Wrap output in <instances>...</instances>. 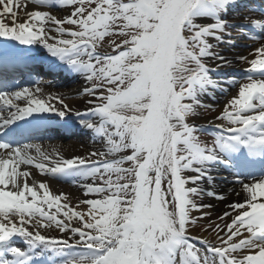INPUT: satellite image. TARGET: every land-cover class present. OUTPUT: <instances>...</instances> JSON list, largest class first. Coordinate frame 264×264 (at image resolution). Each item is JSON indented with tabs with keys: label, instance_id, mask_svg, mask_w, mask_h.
Masks as SVG:
<instances>
[{
	"label": "snow or ice",
	"instance_id": "1",
	"mask_svg": "<svg viewBox=\"0 0 264 264\" xmlns=\"http://www.w3.org/2000/svg\"><path fill=\"white\" fill-rule=\"evenodd\" d=\"M240 8L256 18L235 22ZM245 37L236 94L201 124L237 86L219 46ZM36 60L83 81V110L20 84ZM53 126L93 147L66 158L32 142ZM206 198L226 209L207 236L193 231ZM0 264H264V0H0Z\"/></svg>",
	"mask_w": 264,
	"mask_h": 264
},
{
	"label": "bare ground",
	"instance_id": "2",
	"mask_svg": "<svg viewBox=\"0 0 264 264\" xmlns=\"http://www.w3.org/2000/svg\"><path fill=\"white\" fill-rule=\"evenodd\" d=\"M54 13H55V11L53 12V14ZM254 47H255V45H253L252 50H253ZM218 50L221 52L222 55H226L229 59L233 60L234 66L238 64V62L235 59L237 55H240V54L247 55V53H248L247 50H245V51L234 50L233 51L232 48H228L226 46H223V47L219 48ZM212 66L214 67L215 65H212ZM239 66L247 67V65H239ZM227 68H230V67H227ZM229 77H234L235 78V83H236L237 86L236 87H229L228 95H225L223 93L217 92L216 96L214 98V101H213L214 103L219 101V103L224 105L225 101L227 99H229L231 95H235L236 94L237 89H238L239 81L235 77L234 73L233 74L231 73V75H229L228 77H225L226 84L229 85V86L233 85V83H234V80L232 78H229ZM66 79L69 80L68 78H65V76H63V78H61L60 80H66ZM82 87H83V81L80 82V84H78V86L75 87L72 91H70L69 93H65L64 94L65 96L68 97V99L66 100V103H69L70 106H74L76 108H80L81 110H83V107H82L83 106V99L81 98L79 93H80ZM45 91L48 92V93H53V94H61V92H56L53 89H51L50 87H45ZM214 118L215 117H212V118H209V117L201 118L200 117V121L199 122L208 123L209 120H213L214 121ZM76 142L77 141L74 140V142L68 143L69 145L66 144L65 147L60 145L57 142H52V143H50L48 145H44V148L48 152H51L53 148H56L66 158H71L73 155H83V154H85L86 150H88L91 147H93V145L90 144L89 142H87V143H80V142L76 143ZM23 167L24 166H22V168ZM33 174H34V176L36 177V179L38 181L44 179V177L42 175L38 174V172L36 170L33 171ZM220 175L224 176L225 173H221ZM50 183H51V186H52V189H53L54 192H59V191L68 192V193H72V194H74V195H76L78 197L83 198L81 196V193L73 185H70L68 183H62V182H59V181H50ZM221 185L222 186L220 188L217 187L218 191H222V190H224L226 188H230L232 186L230 183L225 184L224 180L222 181ZM211 203H214L216 205L215 209H217V208H219V209H223L224 208L225 209L224 204L221 203L220 201L212 200ZM78 210H80V209H78ZM195 233L199 234V233H202V232H196L195 231ZM52 234L53 235H57V233H55V232H53ZM202 234L205 235V236L208 235L207 233H202ZM213 237H215V235L208 236L209 239H212Z\"/></svg>",
	"mask_w": 264,
	"mask_h": 264
},
{
	"label": "rangeland",
	"instance_id": "3",
	"mask_svg": "<svg viewBox=\"0 0 264 264\" xmlns=\"http://www.w3.org/2000/svg\"><path fill=\"white\" fill-rule=\"evenodd\" d=\"M245 0H241V2H244ZM56 11V15H57V17L58 18H60L61 16H63V15H65V13L63 12V11H60V10H55ZM238 12H239V17L240 18H244V16L246 15V9L245 8H240V10H237ZM243 11H245V12H243ZM243 12V13H242ZM238 17V18H239ZM239 20V19H238ZM236 22V21H235ZM238 23V22H237ZM235 33H237L236 32V30H233V34L234 35H236ZM111 39H116L118 42H119V37H112ZM109 40V38H106V42ZM239 42L237 43L238 45H240V44H242V42H243V44L245 43V42H247V44L249 43V45H251L250 44V42H249V39L247 38V37H245L244 39H239L238 40ZM107 46V45H106ZM224 45L223 44H221L220 46H219V48H221V47H223ZM235 49H239V48H235ZM104 50V49H103ZM221 69H224V68H221ZM73 89V86H71L70 84H68L67 86L66 85H63V86H61L60 88H58V90H56V92H61V93H66V92H68V91H70V90H72ZM207 103H209V104H212L211 103V101H210V99L209 100H207L206 101ZM214 107L213 108H211V109H206V110H203V114L201 115V118H205V117H209V118H211V117H215L218 113H220L221 112V110H222V107L217 103V104H212ZM76 139V138H75ZM202 139L203 140H208V141H210L211 139L210 138H208V136L207 135H205V136H202ZM82 139H77V141H81ZM84 140L86 141L87 140V136H85L84 137ZM76 141V140H75ZM84 141V142H85ZM70 142H74V140L73 139H69V140H67V141H65V142H63L62 144V146H66V144H68V143H70ZM84 142H80V143H84ZM77 143V142H76ZM79 143V142H78ZM69 145V144H68ZM78 201L77 200H74L73 201V203L74 204H76ZM221 211L219 210V209H216L215 211H214V215L212 216L213 217V219L212 220H214L216 223H217V220H219L218 219V217L221 215ZM208 222H209V220L207 219V218H205ZM207 222V223H208ZM219 222H220V220H219Z\"/></svg>",
	"mask_w": 264,
	"mask_h": 264
}]
</instances>
